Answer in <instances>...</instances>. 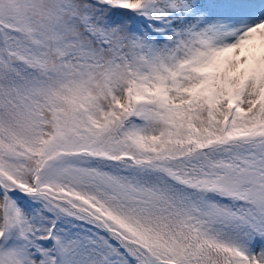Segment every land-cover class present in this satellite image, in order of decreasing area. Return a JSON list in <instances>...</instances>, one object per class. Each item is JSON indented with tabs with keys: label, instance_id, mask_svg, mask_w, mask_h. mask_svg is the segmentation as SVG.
Instances as JSON below:
<instances>
[{
	"label": "snow or ice",
	"instance_id": "1",
	"mask_svg": "<svg viewBox=\"0 0 264 264\" xmlns=\"http://www.w3.org/2000/svg\"><path fill=\"white\" fill-rule=\"evenodd\" d=\"M0 264H264V0H0Z\"/></svg>",
	"mask_w": 264,
	"mask_h": 264
}]
</instances>
